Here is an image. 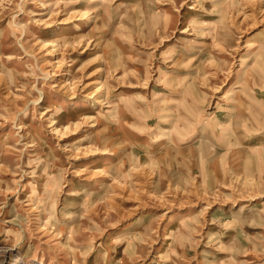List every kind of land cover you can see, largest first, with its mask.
<instances>
[{"label": "rangeland", "instance_id": "rangeland-1", "mask_svg": "<svg viewBox=\"0 0 264 264\" xmlns=\"http://www.w3.org/2000/svg\"><path fill=\"white\" fill-rule=\"evenodd\" d=\"M0 264H264V0H0Z\"/></svg>", "mask_w": 264, "mask_h": 264}, {"label": "bare ground", "instance_id": "bare-ground-1", "mask_svg": "<svg viewBox=\"0 0 264 264\" xmlns=\"http://www.w3.org/2000/svg\"><path fill=\"white\" fill-rule=\"evenodd\" d=\"M238 87V86H237Z\"/></svg>", "mask_w": 264, "mask_h": 264}]
</instances>
